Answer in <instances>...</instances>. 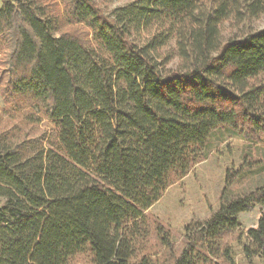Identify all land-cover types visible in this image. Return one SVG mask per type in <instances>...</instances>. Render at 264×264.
<instances>
[{"label": "trees", "instance_id": "1", "mask_svg": "<svg viewBox=\"0 0 264 264\" xmlns=\"http://www.w3.org/2000/svg\"><path fill=\"white\" fill-rule=\"evenodd\" d=\"M263 16L264 0H1L0 94L24 126L0 116V264H156L147 211L213 135L264 145V28L246 27ZM232 174L180 254L156 228L172 264L218 258L258 206L243 252L264 261V185L226 200Z\"/></svg>", "mask_w": 264, "mask_h": 264}, {"label": "rangeland", "instance_id": "2", "mask_svg": "<svg viewBox=\"0 0 264 264\" xmlns=\"http://www.w3.org/2000/svg\"><path fill=\"white\" fill-rule=\"evenodd\" d=\"M131 1L134 0H99V4L103 10L109 12ZM246 27L252 30L263 29L264 16L253 20ZM246 27L236 28L227 25L224 28V35L240 36L246 31ZM84 30L88 33V30ZM9 108L0 94V116L12 124L24 126L17 118L11 119L14 115ZM5 110H9V113L6 114ZM48 128V123H44L35 133L48 131ZM24 129L28 130L26 127ZM229 172L238 175L225 195L226 200L249 194L263 186L264 145H252L222 130L215 133L210 140L207 158L197 164L184 179L170 186L163 197L147 211V215L152 220V228L141 253L152 257L156 264H172L171 249L163 245L156 228L162 226L169 233L170 244L176 255L180 254L187 243L186 227L204 223L219 210ZM2 203L3 199L0 198V205ZM262 211L263 208L258 206L250 212L242 213L238 219L239 229L224 233L221 240L216 243L218 258L208 255L202 264H229L227 254L232 256L234 264H264L259 257L249 262L243 252L244 245L248 243L244 234L257 226ZM87 263V258L80 256L73 264Z\"/></svg>", "mask_w": 264, "mask_h": 264}]
</instances>
